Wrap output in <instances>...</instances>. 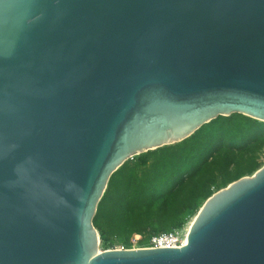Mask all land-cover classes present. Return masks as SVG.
Masks as SVG:
<instances>
[{"label": "water", "instance_id": "1", "mask_svg": "<svg viewBox=\"0 0 264 264\" xmlns=\"http://www.w3.org/2000/svg\"><path fill=\"white\" fill-rule=\"evenodd\" d=\"M232 114L264 122V0H0V264H264V166L182 247L93 223L128 160Z\"/></svg>", "mask_w": 264, "mask_h": 264}, {"label": "trees", "instance_id": "2", "mask_svg": "<svg viewBox=\"0 0 264 264\" xmlns=\"http://www.w3.org/2000/svg\"><path fill=\"white\" fill-rule=\"evenodd\" d=\"M263 155L264 122L232 114L128 160L98 204L100 247H142L153 235L182 229L214 193L262 168Z\"/></svg>", "mask_w": 264, "mask_h": 264}, {"label": "built area", "instance_id": "3", "mask_svg": "<svg viewBox=\"0 0 264 264\" xmlns=\"http://www.w3.org/2000/svg\"><path fill=\"white\" fill-rule=\"evenodd\" d=\"M187 235L182 234L180 230H173L170 232L161 233L158 235H153L146 246H133L132 248H127L124 245H119L118 247H113L111 249H137V248H147V249H157L165 247H182L183 241Z\"/></svg>", "mask_w": 264, "mask_h": 264}, {"label": "rangeland", "instance_id": "4", "mask_svg": "<svg viewBox=\"0 0 264 264\" xmlns=\"http://www.w3.org/2000/svg\"><path fill=\"white\" fill-rule=\"evenodd\" d=\"M262 162L264 163V155H263V158H262ZM195 217H196V215L195 216H191L187 220V222L184 225V227L182 229H180V231L182 232V234H184V235H187L188 234L189 228H190L191 224L193 223ZM185 241H186V239H185ZM114 244H115L114 245L115 247H118L119 245H121L118 241H116ZM101 250H102V248H101Z\"/></svg>", "mask_w": 264, "mask_h": 264}, {"label": "bare ground", "instance_id": "5", "mask_svg": "<svg viewBox=\"0 0 264 264\" xmlns=\"http://www.w3.org/2000/svg\"><path fill=\"white\" fill-rule=\"evenodd\" d=\"M186 239V238H185ZM185 239H184V241H183V246L185 245V243H186V241H185ZM116 250V249H115ZM117 250H121V249H117Z\"/></svg>", "mask_w": 264, "mask_h": 264}]
</instances>
